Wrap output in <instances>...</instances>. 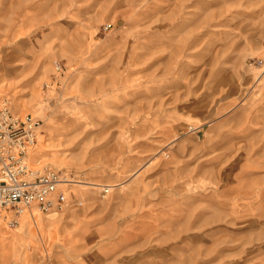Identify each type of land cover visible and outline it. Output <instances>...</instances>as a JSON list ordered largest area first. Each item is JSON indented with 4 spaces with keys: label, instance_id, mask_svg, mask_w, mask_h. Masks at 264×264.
<instances>
[{
    "label": "rangeland",
    "instance_id": "rangeland-1",
    "mask_svg": "<svg viewBox=\"0 0 264 264\" xmlns=\"http://www.w3.org/2000/svg\"><path fill=\"white\" fill-rule=\"evenodd\" d=\"M258 59L264 0H0V107L41 120L38 167L99 184L1 215L0 264H264Z\"/></svg>",
    "mask_w": 264,
    "mask_h": 264
},
{
    "label": "built area",
    "instance_id": "built-area-1",
    "mask_svg": "<svg viewBox=\"0 0 264 264\" xmlns=\"http://www.w3.org/2000/svg\"><path fill=\"white\" fill-rule=\"evenodd\" d=\"M254 64L263 66L264 59L254 60ZM41 126V120L31 114L16 113L7 105L0 107V216L11 212L12 226L26 210L52 213L69 206L72 173L29 161Z\"/></svg>",
    "mask_w": 264,
    "mask_h": 264
},
{
    "label": "bare ground",
    "instance_id": "bare-ground-1",
    "mask_svg": "<svg viewBox=\"0 0 264 264\" xmlns=\"http://www.w3.org/2000/svg\"><path fill=\"white\" fill-rule=\"evenodd\" d=\"M4 68V67H3ZM10 71V70H9ZM258 73V72H257ZM256 73V74H257ZM259 73H260V71H259ZM255 77V76H254ZM253 79V78H252ZM51 96V94H47V95H39L38 97H37V99H36V101H35V105H37V106H39V107H42L44 104H45V102L49 99V97ZM46 121H47V124L46 125H49V123H50V119H46ZM42 136H44L43 134H42ZM40 140H42L43 139V137H40L39 138ZM33 151H34V149H33ZM33 151L31 152V154H30V156H29V161L31 162V164H33V165H37V163H34V162H32L31 161V155H32V153H33ZM56 158V157H55ZM57 158L59 159V161L60 162H63V160L61 159V157H58L57 156ZM58 161V160H57ZM58 161V162H59ZM59 162V163H60ZM74 182H76L75 184H73L74 186H77V185H84V184H88V185H93V184H89L90 182H86V181H82V180H79V181H74ZM98 186V185H97ZM70 189H71V187H73L72 185L71 186H68ZM104 187H106V186H104ZM107 187H109L110 188V186H107ZM106 187V188H107ZM24 212H30L31 214H40V212L36 209V208H33V209H30V210H26V211H24ZM6 215V214H5ZM15 237H16V235H15ZM18 237H20V236H18ZM6 238H8V236L6 237Z\"/></svg>",
    "mask_w": 264,
    "mask_h": 264
},
{
    "label": "crops",
    "instance_id": "crops-1",
    "mask_svg": "<svg viewBox=\"0 0 264 264\" xmlns=\"http://www.w3.org/2000/svg\"><path fill=\"white\" fill-rule=\"evenodd\" d=\"M25 71V70H24ZM27 76V74L25 73L24 74V72H23V74H22V72H20L19 74H18V76H15V78H14V83H20V82H23L24 81V77H26ZM15 112V111H14ZM16 113H18V112H16ZM38 144V143H37ZM89 184H93V185H88V184H84V185H77V186H80V187H90V188H95V187H97V185H99V184H95V183H89ZM115 186H124V184L123 185H120V184H118V185H115ZM71 190V189H70ZM77 191V189L76 188H73V192L75 193ZM81 205H83L82 203H80ZM69 207V206H68ZM70 208V207H69ZM68 208V209H69ZM70 211V210H69ZM70 213V212H69ZM71 215H70V217H72V218H75L74 217V215L76 216L77 214L76 213H70ZM68 216V215H67ZM78 216V215H77ZM5 223H3L2 221H0V236H4V237H11V233H9V232H5V230H4V225ZM4 231V232H3ZM14 236V235H13Z\"/></svg>",
    "mask_w": 264,
    "mask_h": 264
}]
</instances>
